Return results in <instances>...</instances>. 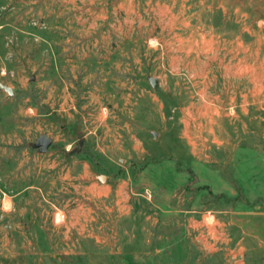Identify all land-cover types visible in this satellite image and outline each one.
I'll return each instance as SVG.
<instances>
[{
  "label": "rangeland",
  "instance_id": "374dc122",
  "mask_svg": "<svg viewBox=\"0 0 264 264\" xmlns=\"http://www.w3.org/2000/svg\"><path fill=\"white\" fill-rule=\"evenodd\" d=\"M0 84V264H264V0H0Z\"/></svg>",
  "mask_w": 264,
  "mask_h": 264
},
{
  "label": "water",
  "instance_id": "95a60500",
  "mask_svg": "<svg viewBox=\"0 0 264 264\" xmlns=\"http://www.w3.org/2000/svg\"><path fill=\"white\" fill-rule=\"evenodd\" d=\"M151 85L152 87L156 86V80H151ZM0 91H4L7 96L10 98L13 95L12 89H10L9 87L0 84ZM154 137H156V134H154ZM52 144V140L48 137L45 136H41L36 140V143L34 145V148L37 149L39 151V153H45L48 148L51 146ZM99 179V181L102 183L106 180V177L103 176H99L97 177Z\"/></svg>",
  "mask_w": 264,
  "mask_h": 264
},
{
  "label": "bare ground",
  "instance_id": "6f19581e",
  "mask_svg": "<svg viewBox=\"0 0 264 264\" xmlns=\"http://www.w3.org/2000/svg\"><path fill=\"white\" fill-rule=\"evenodd\" d=\"M178 20V23L181 25V26H183V27H187L186 29H188V23H185L184 21H182V20H180V19H177ZM179 30V29H178ZM193 38V34H191L190 35V37H188V38H184V36H183V34H182V36H180V35H176L175 36V41H176V43L181 47V46H185L184 45V42L185 41H187L188 42V46H189V49H191V45H193V41L192 40H190V39H192ZM205 42V39H201V41L200 42H196V43H200V44H203ZM206 43H208V42H206ZM205 44V43H204ZM209 44V43H208ZM206 45V44H205ZM201 46V45H200ZM199 46V47H200ZM198 47V48H199ZM188 49V50H189ZM187 50V51H188ZM175 58H179V56H176ZM186 88V87H185ZM189 91V90H188ZM56 221H60L61 220V215L60 214H57L56 215ZM207 221H211V218H208V220Z\"/></svg>",
  "mask_w": 264,
  "mask_h": 264
},
{
  "label": "crops",
  "instance_id": "0c3cea01",
  "mask_svg": "<svg viewBox=\"0 0 264 264\" xmlns=\"http://www.w3.org/2000/svg\"><path fill=\"white\" fill-rule=\"evenodd\" d=\"M6 208L9 206V205H4ZM209 222V221H208Z\"/></svg>",
  "mask_w": 264,
  "mask_h": 264
}]
</instances>
